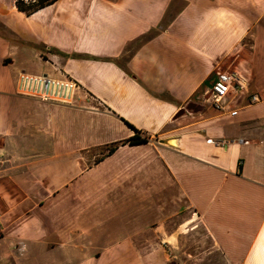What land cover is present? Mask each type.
Instances as JSON below:
<instances>
[{
    "label": "crops",
    "instance_id": "1",
    "mask_svg": "<svg viewBox=\"0 0 264 264\" xmlns=\"http://www.w3.org/2000/svg\"><path fill=\"white\" fill-rule=\"evenodd\" d=\"M4 1L0 45L28 47L78 96L21 94L24 69L0 78V264H144L163 243L185 264H264V0ZM221 71L244 86L216 108L200 91ZM164 192L183 212L172 232L136 215Z\"/></svg>",
    "mask_w": 264,
    "mask_h": 264
},
{
    "label": "rangeland",
    "instance_id": "2",
    "mask_svg": "<svg viewBox=\"0 0 264 264\" xmlns=\"http://www.w3.org/2000/svg\"><path fill=\"white\" fill-rule=\"evenodd\" d=\"M12 2L14 3L15 0H5L4 1L6 7H8L10 3ZM5 40H8L10 46L8 43L1 44L0 53L10 52L12 50L11 42H13V40H10L8 37H6ZM13 43L15 45L20 46V48L13 54L14 64L9 65L4 69H2L0 66V78L6 83V85L11 86V87L14 85L16 81V76L21 69H24L26 73L27 72L28 73H39L40 75H47L48 77L54 78L57 80L68 79V76H63L62 72L56 67H54L50 62L36 59L35 56H32L31 55L32 53L30 52L28 47H25L23 44L17 41H14ZM211 84H212V80L209 81V84H207V86L204 87L203 91L202 90L200 91V95H202L208 87H211ZM76 91H75L76 93L75 95L78 96V92ZM237 101H239V98H237ZM166 193L167 192H164L161 196H159L158 202H157V204L159 205L153 206V207L149 206L148 208L145 207L144 211L138 210L137 208L136 210H138V213H136V215L138 216V218L143 216V220L145 222H151V223L155 221L154 219L156 216L160 217L161 215H163L164 217H166L165 224L168 228V231L172 232L176 229L179 223L183 221L182 219L183 212H180V214H177V213L174 214V212L178 210V208H175L174 206L168 204L166 200V197H167ZM111 214L113 216V219L106 222L103 227L110 228L113 231H116L120 227L119 217L120 216L122 217L123 215L120 211V208L111 209ZM133 214L135 215V213L134 212L132 213L129 208L128 209L129 218L133 217ZM104 216H107V215H104ZM145 224L148 225V223H145ZM193 225L194 224L190 226H193ZM116 226H119V227L115 228ZM187 228H184L183 226H181L179 230H181L182 232L183 229H187ZM198 228L199 227H197L195 230H197ZM149 230L150 232L152 231L151 229ZM149 233H147V235H149ZM184 251L185 249L181 250V252L180 251L173 252L172 248H170L168 243H163V245L159 247L157 250H155L153 254L144 255V264H185L183 262L184 255L182 254ZM179 252L181 254L180 256H178ZM192 252H195V251H192Z\"/></svg>",
    "mask_w": 264,
    "mask_h": 264
},
{
    "label": "built area",
    "instance_id": "3",
    "mask_svg": "<svg viewBox=\"0 0 264 264\" xmlns=\"http://www.w3.org/2000/svg\"><path fill=\"white\" fill-rule=\"evenodd\" d=\"M244 86L239 75L232 71H221L217 73L211 86V97L216 108H220L219 101L230 90H236ZM77 83L72 78L57 80L47 75H32L21 72L17 81L18 92L24 95L39 98L41 100H56L59 102H71ZM260 100L258 94L250 96L251 102ZM236 111H232L234 114Z\"/></svg>",
    "mask_w": 264,
    "mask_h": 264
},
{
    "label": "trees",
    "instance_id": "4",
    "mask_svg": "<svg viewBox=\"0 0 264 264\" xmlns=\"http://www.w3.org/2000/svg\"><path fill=\"white\" fill-rule=\"evenodd\" d=\"M34 2L24 3L23 0H15V5L18 10L23 11L25 13H30L40 7H43L45 5H48L55 0H33ZM131 126V125H130ZM147 138L141 137L137 134H134L132 137L128 138L125 143L129 144H138V143H145L147 142ZM116 149V146L111 147L110 145H107L105 147V150L107 154L112 153Z\"/></svg>",
    "mask_w": 264,
    "mask_h": 264
},
{
    "label": "water",
    "instance_id": "5",
    "mask_svg": "<svg viewBox=\"0 0 264 264\" xmlns=\"http://www.w3.org/2000/svg\"><path fill=\"white\" fill-rule=\"evenodd\" d=\"M164 143H167L166 141Z\"/></svg>",
    "mask_w": 264,
    "mask_h": 264
}]
</instances>
